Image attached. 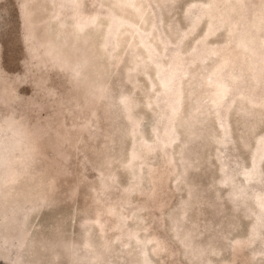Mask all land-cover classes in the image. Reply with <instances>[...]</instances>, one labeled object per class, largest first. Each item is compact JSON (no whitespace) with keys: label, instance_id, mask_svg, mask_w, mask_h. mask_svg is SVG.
Listing matches in <instances>:
<instances>
[{"label":"rangeland","instance_id":"1","mask_svg":"<svg viewBox=\"0 0 264 264\" xmlns=\"http://www.w3.org/2000/svg\"><path fill=\"white\" fill-rule=\"evenodd\" d=\"M0 264H264V0H0Z\"/></svg>","mask_w":264,"mask_h":264}]
</instances>
